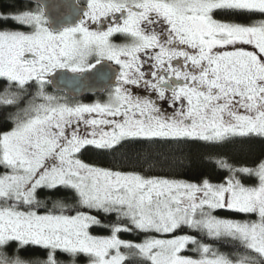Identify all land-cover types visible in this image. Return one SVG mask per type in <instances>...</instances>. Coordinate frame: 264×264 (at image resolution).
Instances as JSON below:
<instances>
[{
    "label": "snow or ice",
    "instance_id": "snow-or-ice-1",
    "mask_svg": "<svg viewBox=\"0 0 264 264\" xmlns=\"http://www.w3.org/2000/svg\"><path fill=\"white\" fill-rule=\"evenodd\" d=\"M71 2L85 19L60 31L46 26L42 4L0 11V26L31 29L0 27V127L12 125L0 132V264H264V158L237 167L221 157V183L80 158L92 149L125 165L186 167L193 157L182 145L264 140V18L252 19L264 17V0ZM105 61L118 68L107 102L48 94L57 69L107 79ZM108 216L111 234H90ZM134 230L165 238H118Z\"/></svg>",
    "mask_w": 264,
    "mask_h": 264
},
{
    "label": "trees",
    "instance_id": "trees-1",
    "mask_svg": "<svg viewBox=\"0 0 264 264\" xmlns=\"http://www.w3.org/2000/svg\"><path fill=\"white\" fill-rule=\"evenodd\" d=\"M15 8H24L30 7L35 9L38 7L31 3H23L14 0H0V11H10L11 7ZM264 17L256 15L252 17L253 20H258ZM241 21H246L248 18L244 16L236 17ZM0 27H10L13 30L24 29L23 27L10 23L7 26ZM51 92V90H50ZM52 93V92H51ZM54 94V93H52ZM12 127L11 124L0 127V132L9 130ZM185 149H190L191 155L193 157L192 163L190 166L186 167H165L163 169H148L147 165L134 164V165H125L122 164L118 158H113L110 155H105L103 153L96 152L92 149L83 150L80 156L85 162L94 164L101 167H115L122 170H135L140 172L146 177L157 176L160 178L176 179V180H185L188 182L199 183L203 178H208L213 183L224 182L229 173L226 170H221L216 164L215 161L224 157L228 159L230 163L235 164V166H252L253 161L264 158V140L259 138L254 139H245V138H236L232 141L222 142L216 146H205L202 143H190L182 145ZM187 164L188 162L185 161ZM243 182L247 185H255L257 183L255 177H241ZM43 195V194H42ZM68 203H72V199H68ZM48 208H51L49 203ZM22 210H25L21 208ZM48 209L41 208L39 211L41 213L46 212ZM73 214V213H68ZM95 214V213H93ZM216 215L224 218L239 219V220H253L255 217L243 214H237L228 210H222L216 212ZM103 224L102 226H93L90 229V233L94 236L106 237L111 234L110 227L115 221V217H101ZM119 237L123 241L131 242L133 244H140L145 242L148 238L159 237L160 235L153 232H144L140 230H134L131 232L121 231ZM212 243V241H209ZM218 247L222 252H228L230 249L226 247L223 243H217L214 245ZM127 252V249H125ZM88 258L81 256L80 264H87ZM138 264H151L146 258H141L138 261Z\"/></svg>",
    "mask_w": 264,
    "mask_h": 264
},
{
    "label": "water",
    "instance_id": "water-1",
    "mask_svg": "<svg viewBox=\"0 0 264 264\" xmlns=\"http://www.w3.org/2000/svg\"><path fill=\"white\" fill-rule=\"evenodd\" d=\"M14 1L31 3L30 0ZM40 4L47 10L48 26L52 30L60 31L64 27L75 26L82 19L83 11L76 9L71 0H38L35 5ZM104 68L110 73L107 79H100L96 70L86 71L81 75L70 73L68 70L57 71L52 76L54 84L51 87L55 91L63 89L60 92L66 93L73 99L104 94L110 86L115 84V76L118 75V69L113 64L104 62Z\"/></svg>",
    "mask_w": 264,
    "mask_h": 264
},
{
    "label": "flooded vegetation",
    "instance_id": "flooded-vegetation-1",
    "mask_svg": "<svg viewBox=\"0 0 264 264\" xmlns=\"http://www.w3.org/2000/svg\"><path fill=\"white\" fill-rule=\"evenodd\" d=\"M23 3H27V2H23ZM78 3L80 4V5H82V6H84L85 4H86V0H78ZM34 5V4H33ZM36 6H39V5H36ZM36 8V7H35ZM82 19H85L84 18V16H83V13H82ZM79 23V22H78ZM77 23V24H78ZM76 24V25H77ZM20 26V25H19ZM90 26V25H89ZM70 27H72V26H70ZM21 30V29H20ZM114 42L115 43H126L127 41H126V39L123 37V36H120V35H117V36H115L114 37ZM105 62H108V61H105ZM110 63H112L113 65H115V63L114 62H110ZM115 67H117L116 65H115ZM118 69V68H117ZM61 70H68V69H57L56 71H55V73L57 72V71H61ZM68 71H70V70H68ZM86 72V71H85ZM54 73V74H55ZM70 73H72L71 71H70ZM84 72H82V73H73V74H79V75H81V74H83ZM115 87V84L113 85V86H110L109 88H108V90L104 93V94H94V95H87V96H85V97H83V98H79V99H73V98H71V97H69V96H67L66 95V93H64V92H60V91H55V90H53L52 89V87L50 86V87H48V89H47V91L49 92V93H54L55 95H57V96H60V97H63L64 99H67L68 100V102H70L71 104H76V103H87V104H92V103H96V102H99V101H103L107 96H108V94H109V92L113 89ZM50 90H51V92H50ZM139 94H142V93H139Z\"/></svg>",
    "mask_w": 264,
    "mask_h": 264
},
{
    "label": "rangeland",
    "instance_id": "rangeland-1",
    "mask_svg": "<svg viewBox=\"0 0 264 264\" xmlns=\"http://www.w3.org/2000/svg\"><path fill=\"white\" fill-rule=\"evenodd\" d=\"M46 26H48V25H46ZM21 27H23V26H21ZM24 29H23V31H30L31 29H29V28H26V27H23ZM22 30V29H21ZM110 63V62H109ZM112 64V63H111ZM115 66V65H114ZM117 68V67H116ZM48 92V91H47ZM48 94H50V95H53V96H57V95H55V94H52V93H49L48 92ZM107 99H108V96L103 100V101H99L100 103H104V102H107ZM61 102H63V100L61 101ZM97 103V102H96ZM93 104V103H92ZM183 181H185V180H183ZM256 181H257V183H258V180L256 179ZM185 182H188V181H185ZM19 210H22V209H19ZM219 211H222V210H219ZM228 211H230V210H228ZM218 212V211H217ZM231 212H233V211H231ZM216 214V213H215ZM244 215V214H243ZM218 216V215H217ZM250 216V215H249ZM251 216H253V217H255L253 220H256L257 219V217L256 216H254V215H251ZM220 217V216H219ZM221 218H224V217H221ZM231 219V218H230ZM236 220H239V219H236ZM240 221H244V220H240ZM245 221H250V220H245ZM144 232H152V231H144ZM153 233H155V232H153ZM91 234V233H90ZM160 235V234H159ZM100 237V236H99ZM118 238L120 239V237H119V235H118ZM156 238H165V237H162L161 235L159 236V237H152V238H148L145 242H143V243H146V242H148V241H150V240H152V239H156ZM143 243H140V244H143ZM120 251L122 252V253H125V248H121L120 249ZM114 254V253H113ZM185 254H187V255H192V253H190V252H187V253H185Z\"/></svg>",
    "mask_w": 264,
    "mask_h": 264
}]
</instances>
